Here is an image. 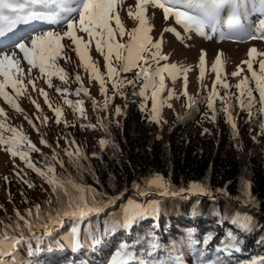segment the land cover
<instances>
[{"label":"snow or ice","instance_id":"obj_1","mask_svg":"<svg viewBox=\"0 0 264 264\" xmlns=\"http://www.w3.org/2000/svg\"><path fill=\"white\" fill-rule=\"evenodd\" d=\"M121 3L122 0H0V77H2L0 98L17 112H23L16 97L22 95L28 85L32 86L33 91L37 90L36 82L31 75L33 69L39 70L49 87H53L52 76H58L61 81L67 83L68 74L57 61L58 58L67 60V50L72 49L79 57L81 65L89 69L90 79L99 82L100 93L104 97L102 105L90 96L89 89L82 83L74 92L77 97L81 93L88 97L92 101L94 111H98L101 107L109 110L112 96L108 95V84H111L114 90L113 95L126 99L124 89L127 86L135 89L139 83L140 90L133 91L132 94L143 97L141 111L147 114L146 118L150 123L159 124L160 109L165 105L171 108L168 99L174 95L173 91L168 89V96H161L166 88L164 74L175 81L177 76L183 73L185 88L183 95L187 98L185 104L187 111L180 119H186L193 109L198 110L199 104L206 103L211 115L206 112L204 118L215 122L218 112H223L226 122L235 131L238 125L231 115L233 100L240 111L248 112L249 120L254 115L264 116V59L256 61L253 56L255 53L264 57V53L257 52L255 47L249 49L248 59L242 63L247 65L255 87L249 86V77L245 76L235 85L239 95L229 92L220 94L217 85L223 89L232 86L222 77L221 59L218 53L212 65L216 78L212 82L211 90L207 96L197 99L190 96L186 90L187 68L176 64H160V61L167 60V56L162 55L160 51L162 40L153 41L150 35L152 26L147 17L149 7L162 9L165 21L174 19L175 24L183 29V34L172 26L166 27L164 31L172 32L181 41L190 38L192 32L207 39H211L212 35L216 34L221 39L231 38L233 35L264 39V0H136L135 11L129 8L128 14L138 21V25L127 33L118 11ZM253 15L260 17L255 24L249 23ZM113 21L115 28L112 25ZM21 28H24L28 34L21 35ZM61 28L65 30L61 31ZM206 29H209L211 34ZM117 30L121 38L127 34L126 43L117 40ZM79 33L86 34L87 39ZM66 40L70 43L65 42ZM93 41L97 52L103 56L106 69L104 74L100 73L89 55L88 48ZM205 57V50L202 49L198 79H202L204 75ZM113 59L119 63L118 68L114 66ZM23 62H26L27 70ZM254 62L259 64V73L253 70ZM153 64L156 65L155 68ZM133 69H136L133 79L122 76V73H128ZM241 72L243 69L238 65L237 70L231 75L239 76ZM75 80L80 82L81 77L77 74ZM9 87L11 92L6 90ZM55 90L64 96V103L73 107L74 113L87 119L83 99L75 101L68 99L67 88L56 87ZM39 93L44 97L48 107L54 111L56 123L64 122L62 109L58 106L52 107L43 88L39 89ZM254 93H258V100ZM149 99L151 109L146 103ZM217 101L222 105L219 109L216 107ZM32 102L39 110L40 104L35 100ZM115 113L125 114L119 105L115 106ZM0 118H3L0 119V150L9 153L12 157L18 156L25 166L42 177L52 190V196L43 202V207L41 204H36L33 208L25 209L24 214L17 210L15 218L9 217L7 213L4 217H0V264H34V258L45 250L67 248L74 253L88 249L95 250L118 230L130 234L134 227L147 219H152L153 228H158L157 221L163 214L162 205L166 199L190 200L193 196H207L216 203L217 193L227 194L226 189L213 191L204 182H190L187 187L177 188L170 177L165 178L163 174L156 173L144 178L143 186L133 181L134 195L120 205V212L109 213L103 221H100L98 218L101 214L111 205L116 204L124 193L120 196L108 197L90 185L77 182L71 175L64 176L62 173H57L51 162L56 160L55 155L52 158H45L43 168L37 167L30 153H40V149L22 129L7 123V113L3 107H0ZM25 119H28L35 131H39L31 119L27 116ZM46 121L47 117H45ZM97 122L110 136L108 127L100 121L99 116ZM64 123L66 125V122ZM116 123L119 126V121ZM80 126L95 127L84 124ZM207 132L208 129H204V133ZM259 134L264 135V121L260 122ZM62 138L66 144L76 143L74 139ZM40 143L51 147L43 137ZM99 144L102 151L109 146L118 149V145L110 139L101 138ZM65 153L79 173L92 171L90 165L85 168L81 163L82 160L89 159L81 147L66 148ZM93 156H96V153H93ZM56 163L64 168L63 160H56ZM7 180L8 178L5 177V181ZM24 182L29 188L34 186L28 180ZM246 187L248 190L244 192L245 203L255 204V199L251 196L250 184ZM199 204L200 201L197 200L193 207L194 216L200 214L197 210ZM213 214H217L216 209H213ZM230 223L243 233H250L257 226L250 214L240 212L231 216ZM66 224L70 227L67 232H62ZM58 233L60 234L57 235ZM213 238V234L209 232L201 239H197L194 229H186L182 239L174 238L173 242L165 245L156 231L149 230L143 236L137 234L131 239L128 236L122 239L104 264H186L185 252L189 249H194L195 264H229L222 254L240 251L243 244L240 237L229 230L217 247L211 250L215 252L213 256L209 255V250L200 246L210 244ZM21 249H24L23 255ZM25 256L33 259H26ZM80 264H89V262L82 259ZM248 264H264V257H253Z\"/></svg>","mask_w":264,"mask_h":264},{"label":"rangeland","instance_id":"obj_2","mask_svg":"<svg viewBox=\"0 0 264 264\" xmlns=\"http://www.w3.org/2000/svg\"><path fill=\"white\" fill-rule=\"evenodd\" d=\"M135 3L136 0H122V3L118 7L119 15L126 33L138 25V21L128 14L129 8H132V10L135 11ZM147 17L149 24L152 26L150 35L153 38V41L162 40L160 51L162 55L167 56V60L160 61V64H176L188 69V83L186 90L190 96L199 99L207 96L208 92L211 90L212 82L216 78V73L213 71L212 65L217 58L218 53L221 59L220 68L222 69V77L232 86L229 89H223L220 85H217L221 95H224L225 92L239 95L235 85L245 76L249 77V86L252 88L255 87V82L251 80V73L248 71L247 65L242 63V61L248 59V51L252 47H255L257 52L264 53V39H252L238 35H233L231 38L221 39L218 34L212 35L211 39H207L192 32L190 38L181 41L177 39L172 32L164 31L166 27L172 26L183 34V29L175 24L174 19L170 18L168 21H165L162 9L149 7ZM259 18L258 15H253L250 18L249 23L255 24ZM112 25L115 28L114 21L112 22ZM221 26L223 27V24ZM41 27L47 26L41 25ZM63 30L65 29L61 28V31ZM206 31L211 34L209 29H206ZM162 33L163 36H161ZM20 34L27 35L28 33L24 28H21ZM79 34L87 39L86 34ZM253 35H255V32H253ZM116 38L120 43H126L128 40L127 34L121 38L118 30ZM65 42L70 43V41L67 40ZM74 47L75 46H73V48ZM202 49L205 50L206 53L204 75L202 79H198L200 73L199 58ZM88 52L91 60L95 63L100 73H106L103 56L97 52L94 41L89 45ZM66 55L68 57L67 60L58 58L57 63L60 67L64 68L65 72L68 74L67 83L61 81L58 76H52L53 87H49L45 82V78L39 73V70L33 69L31 75L36 82L37 90L33 91L32 86L28 85L27 90L24 91L22 95L16 97L23 112H17L0 98V107H3L7 113V123L22 129L23 133L26 134L40 149V153H30V155L33 163L41 168L44 167L45 158H52L55 155L56 160H63L62 158L64 157L66 148L75 149L76 147H81L83 151H96L100 146L99 140L106 137V133L101 128L100 123L97 122V117L99 116L100 121L108 127L107 120H109V118L116 123V121L120 120L122 115H116L115 106L119 105L123 110L124 100L119 95H113L114 90H112L111 84L107 85L109 89L108 95L112 96V103L109 108L111 111L105 110L103 107L98 111H94L92 101L88 97L84 96L83 93H81L79 97L74 94L75 89L80 86V83H82L84 87L89 89L90 96L94 97L98 104L102 105L104 99L100 93L99 82L95 79H90L89 69H86L81 65L79 57L76 55L75 51L69 49L67 50ZM145 55L148 54L145 53ZM253 56L256 61L264 59V57L257 56L255 53ZM23 63L25 70H27L26 62ZM113 64L117 68L119 67V63L114 59ZM238 65L243 69V72H241L239 76H232L231 74L237 70ZM152 66L153 68L156 67L155 64ZM253 70L259 73L258 63H253ZM135 72L136 69H133L128 73H122V76L128 79L132 75H135ZM77 74L81 77L80 82L75 80ZM164 75L166 88L161 93V96L167 97L168 89H171L174 95L168 99V103H170L172 107L169 108L165 105L160 109L159 115L161 120L159 124L156 123L154 136L161 137L164 141H167L170 132L169 130L172 129L177 135L189 138L195 142L213 143L220 132V123L223 122L231 134V140L233 142L238 141L237 129L234 131L231 128V125L226 122V116L223 112H218L215 122L204 118V113L206 112L208 115H211L210 110L207 109L206 103L199 104L198 110L193 109L191 111V115L188 116V123L176 125V123L182 122L180 117H182L185 111H187L185 107L187 98L183 95V92L185 91L184 74L181 73L177 76L175 81L169 78L166 73ZM0 79H2V77H0ZM56 87L67 88L68 99L73 101L76 99H83V107L87 114V119L79 117L78 113H74L73 107L64 103V96L55 90ZM40 88H43L47 93L48 102L53 108L58 106L62 109L63 121L66 122L67 126L64 122L60 124L56 123L55 113L48 107V104L45 103L44 97L40 95ZM6 90L11 92L10 87ZM150 94L149 91L148 95L150 96ZM254 95L258 100V93H254ZM33 100L40 104L39 110L35 107V104H33ZM143 102V97H141L139 101L140 107ZM146 103L147 107L151 109V100L149 99ZM233 105L234 107L231 111V115L237 124L248 122L250 126V134L252 136L251 138L255 142L253 146H250L247 149V152H259L260 159L264 164V147H262L257 141V135L260 133V122L264 121V116L254 115L252 119L249 120L248 112L240 111L235 100H233ZM216 107L218 109L222 107L220 101L216 102ZM253 111L255 112L256 110L254 109ZM25 116L32 120V123L39 129L38 132L33 129L32 125L29 124L28 119H25ZM45 117H47L46 122ZM105 117L109 118L105 119ZM81 124L95 125V127L82 128L80 126ZM204 129H208V132L204 133ZM41 137L46 139L51 147L41 144ZM62 137H68L70 140L74 139L76 143L66 144ZM238 149L241 158H243L242 160H244L245 148L239 146ZM41 153H43V155H41ZM56 160H52L51 162L54 164L57 173H62L64 176H67L68 174L65 169L66 161L63 160L64 168H61L60 165L56 163ZM17 173H19V175H17ZM25 173H27V175H25ZM246 174L247 170L244 164L242 167V175L244 176L242 177L243 181L246 178ZM5 177L8 178L7 181H5ZM20 177H23V179ZM25 180L30 181L34 186L29 188L28 184L24 182ZM48 188L46 181L31 169H28L18 156L12 157L9 153L0 150V217H4L5 213H7L9 217L15 218L17 210L23 214L25 209H28L31 204L36 203L42 195L47 194ZM22 192L23 195H21ZM213 243V240H211L208 246L210 247Z\"/></svg>","mask_w":264,"mask_h":264},{"label":"trees","instance_id":"obj_3","mask_svg":"<svg viewBox=\"0 0 264 264\" xmlns=\"http://www.w3.org/2000/svg\"><path fill=\"white\" fill-rule=\"evenodd\" d=\"M134 76L128 79H133ZM139 90V83L135 89L132 86L124 89L126 99L122 98L125 114L121 115L119 126L108 117L111 121L109 123L107 120L108 132L111 135L106 134L105 138L118 145V149L109 146L102 151L99 146L94 152L84 150L89 159L82 160L81 163L85 168L90 165L92 171H84L82 174L69 162L66 153L62 158L66 161L67 174L77 182L90 185L108 197L124 193L121 199L106 209L98 219L103 221L109 213H119L120 205L134 195L133 181L143 186V179L156 173L163 174L165 178L170 177L177 188L187 187L190 182H204L213 191L226 189L227 194L217 193L216 203L207 196H193L190 200L166 199L162 205L163 214L157 221L158 228H153L154 221L147 219L134 227L130 234L118 230L95 250L88 249L79 253L67 248L45 250L34 259V264H80L82 259H86L89 264H104L122 239L126 236L131 239L137 234L143 236L149 230L156 231L165 245L173 242L174 238L182 239L186 229H194L197 239L211 232L214 243L210 247L209 244L200 246L209 250V255L213 256L215 252L211 250L215 249L225 237V233L231 230L240 237L243 244L240 251L222 254L229 264H248L253 257H264V243L261 242L264 241V164L259 152H247L255 143L251 138L248 122L237 124V142L231 140V134L223 122L220 123V132L213 143L195 142L177 135L172 129L169 130L167 141H164L161 137L154 136L156 123H150L146 118L147 114L141 111V97L132 94L133 91ZM181 121L176 125L189 122L188 117ZM257 141L264 147V135L258 133ZM239 146L245 148L244 160L241 158ZM93 153H96V156H93ZM243 163L247 170L244 181ZM46 184L49 187L47 194L42 195L28 209L36 204L43 207V202L52 196L51 186L47 182ZM249 184L255 204L245 203L244 192L248 190L246 186ZM197 200L200 201L197 206L200 214L194 216L193 207ZM213 209L217 210L216 215L213 214ZM237 212L250 214L254 218V224L257 225L254 231L243 233L230 223L231 216ZM69 227L70 225L66 224L61 231L67 232ZM21 252L23 255L24 249H21ZM25 258L33 259L26 256ZM185 260L186 264H195L194 249L186 250Z\"/></svg>","mask_w":264,"mask_h":264}]
</instances>
